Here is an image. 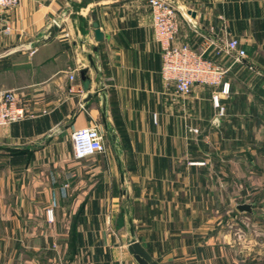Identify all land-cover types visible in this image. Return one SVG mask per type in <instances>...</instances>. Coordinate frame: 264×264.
Returning a JSON list of instances; mask_svg holds the SVG:
<instances>
[{
	"label": "crops",
	"instance_id": "0c3cea01",
	"mask_svg": "<svg viewBox=\"0 0 264 264\" xmlns=\"http://www.w3.org/2000/svg\"><path fill=\"white\" fill-rule=\"evenodd\" d=\"M169 1L176 43L229 68L223 116L213 87L177 95L163 81L148 0L0 9V90L27 111L0 127V264H138L133 238L160 264H261L235 230L210 233L221 217L209 209L264 225V0ZM53 21L56 35L40 42ZM232 38L245 57L225 51ZM92 125L111 146L76 159L71 135Z\"/></svg>",
	"mask_w": 264,
	"mask_h": 264
},
{
	"label": "built area",
	"instance_id": "2783aa9c",
	"mask_svg": "<svg viewBox=\"0 0 264 264\" xmlns=\"http://www.w3.org/2000/svg\"><path fill=\"white\" fill-rule=\"evenodd\" d=\"M152 14V26L155 37L162 51L161 76L167 85H173L177 95L190 94L195 85L210 86L214 106L218 115H225V106L221 103L223 96L230 92V82L225 80L229 70L216 61L205 56L188 44L176 43L180 26V11L169 0H148ZM21 0H0V9L15 7ZM6 32L11 28L6 27ZM227 53L235 52L238 58L246 56V51L239 47V40L230 39L225 45ZM74 79V75H70ZM16 90H0V127L22 121L27 111L19 100ZM197 131V129H195ZM74 156L86 159L105 152L104 133L99 125L76 129L72 135ZM68 182L65 186H68ZM47 219L54 221V210H47Z\"/></svg>",
	"mask_w": 264,
	"mask_h": 264
},
{
	"label": "rangeland",
	"instance_id": "374dc122",
	"mask_svg": "<svg viewBox=\"0 0 264 264\" xmlns=\"http://www.w3.org/2000/svg\"><path fill=\"white\" fill-rule=\"evenodd\" d=\"M104 134H105L104 144L105 147L107 148L111 146L110 136L106 132H104ZM209 210H210L209 211L210 214L214 218H217L218 216L221 217L220 218L221 224H218L216 220L214 223L210 224L209 231L211 234L215 233L217 230H219L220 232L221 231L234 232L235 230V232H238L239 238L232 241H235V243L238 244L239 247H241L242 249H246L250 251L253 255V256L251 255V258L255 256L258 263L264 264V225L263 224L252 223L249 219H247L248 215L246 214H244L246 216L245 219L242 218L243 220L239 221V223L233 224L232 222H229L230 219L227 220V218L237 214L235 210L233 209L224 210L222 208L219 209L210 208ZM223 219L226 220L222 221ZM135 225L136 224H134V227ZM118 226H119L118 230L126 231L130 227V224L127 221V219L125 220L123 218L122 223L119 224Z\"/></svg>",
	"mask_w": 264,
	"mask_h": 264
},
{
	"label": "water",
	"instance_id": "95a60500",
	"mask_svg": "<svg viewBox=\"0 0 264 264\" xmlns=\"http://www.w3.org/2000/svg\"><path fill=\"white\" fill-rule=\"evenodd\" d=\"M86 2H91L92 0H85ZM191 12V11H190ZM96 16L93 14V19L95 20ZM93 26L95 28L94 35L97 41H101L104 37V34L99 29L98 22L94 21ZM59 29V25L56 21H53L50 26L45 30L43 36L39 39L40 42H46L54 38L57 31ZM81 75L84 78V71H81ZM86 87V85H85ZM105 121V118H104ZM237 209L240 212L253 213L252 205L250 203H243L238 205ZM128 249L138 264H160L156 261L147 250L141 245V243L133 238L128 243Z\"/></svg>",
	"mask_w": 264,
	"mask_h": 264
}]
</instances>
